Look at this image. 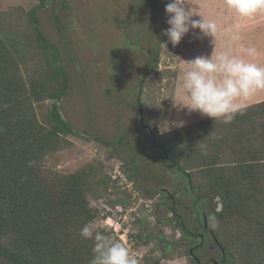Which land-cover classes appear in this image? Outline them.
Segmentation results:
<instances>
[{
  "label": "rangeland",
  "instance_id": "374dc122",
  "mask_svg": "<svg viewBox=\"0 0 264 264\" xmlns=\"http://www.w3.org/2000/svg\"><path fill=\"white\" fill-rule=\"evenodd\" d=\"M38 2L0 0V35L17 49L25 76L33 75L43 64L29 16ZM162 2L47 0L46 7L38 12L41 29L60 47L70 75V88L60 108L76 130L68 136V145L44 158V166L60 174L93 168L94 185L88 198L99 214L94 222L97 228L111 234L112 222L119 221V229H128L131 243L126 246L133 252L138 250L140 264H145L142 254H147L153 244H134L131 234L137 230L143 237L163 231L165 239L170 238L168 228L159 222L167 217V211L153 206L164 195L161 189L168 188L177 204L188 209L194 202L183 179L173 183L177 172L165 163L164 152L154 146L145 126L150 124L159 134H167L209 118L198 111L181 110L176 104L184 97L180 86L184 71L190 67L187 61L210 56L214 50L212 37L196 38L199 29L187 34L177 46L167 37L168 48L163 45L157 67L144 79L140 92L141 79L157 47ZM190 2L194 11L217 24L216 53L243 55L242 48L254 47L258 54L246 58L264 66V12L249 19L229 10L225 0ZM263 100L264 91L246 101V105ZM140 112L146 119L145 126ZM126 169H131L133 179ZM175 183L180 187L176 188ZM114 197L123 202L127 199L128 206H117L120 201ZM200 205L207 210V204ZM131 207L138 212L131 211ZM121 209L126 213L122 215ZM215 257L218 259L219 255ZM176 264L186 263L179 259Z\"/></svg>",
  "mask_w": 264,
  "mask_h": 264
},
{
  "label": "trees",
  "instance_id": "16d2710c",
  "mask_svg": "<svg viewBox=\"0 0 264 264\" xmlns=\"http://www.w3.org/2000/svg\"><path fill=\"white\" fill-rule=\"evenodd\" d=\"M46 1L39 0L29 11L43 61L33 75L23 74L17 49L0 35V264H90L93 256V242L79 234L85 223L99 216L88 198L93 168L60 174L44 166V158L68 145V136L76 133L60 108L70 88L62 51L41 29L38 12ZM169 2H162L157 47L141 79V93L167 41ZM145 127L154 146L164 152L165 163L175 168L173 183L183 179L193 203L207 204L215 234L232 264H261L264 100L246 105L231 123L209 117L167 134H159L150 124ZM130 170L126 172L133 179ZM160 197L153 206L167 203L171 209L168 195ZM115 201H120L117 206L129 204L127 199ZM159 222L174 223L168 217ZM131 238L137 241L133 234ZM148 252L145 260L152 256V250Z\"/></svg>",
  "mask_w": 264,
  "mask_h": 264
},
{
  "label": "clouds",
  "instance_id": "9594fccd",
  "mask_svg": "<svg viewBox=\"0 0 264 264\" xmlns=\"http://www.w3.org/2000/svg\"><path fill=\"white\" fill-rule=\"evenodd\" d=\"M225 3L229 10L242 18L251 19L264 12V0H225ZM193 8L190 0H171L166 4L170 25L165 30L168 42L177 46L187 34L199 29L196 38L212 37L214 50L210 56L201 55L187 61L190 67L184 71L180 86L184 97L179 103L175 102L181 110L198 111L215 121L221 119L224 123H231L237 114L243 112L246 101L264 91V66L246 58L258 54L254 47L242 48L243 55L216 53L217 24ZM194 16L200 19H193ZM168 42H164L166 47ZM32 163L29 161L30 166ZM79 234L84 240L93 242L90 264H140L139 257L128 246L98 230L94 221L85 223Z\"/></svg>",
  "mask_w": 264,
  "mask_h": 264
},
{
  "label": "flooded vegetation",
  "instance_id": "af4514ba",
  "mask_svg": "<svg viewBox=\"0 0 264 264\" xmlns=\"http://www.w3.org/2000/svg\"><path fill=\"white\" fill-rule=\"evenodd\" d=\"M142 123L145 126L143 121ZM160 192L165 194L164 197L168 195L169 200L171 199L169 203L171 209H167V203L159 207H164L165 212L167 211L165 216L173 219L174 223L165 226L170 233V238L167 239L163 231L156 234L146 233L141 237L136 230L134 236L137 243L153 244L148 250H152V256L144 261L145 264H176L179 259H184L186 264H232L226 256L224 246L215 234L208 209L203 210L202 205L194 203L191 204V209H188V206L177 204L175 195L168 188L163 187ZM128 243H131L130 240ZM129 249L132 251L131 247ZM134 253L139 254L138 250ZM215 255H219V258L217 259Z\"/></svg>",
  "mask_w": 264,
  "mask_h": 264
},
{
  "label": "built area",
  "instance_id": "2783aa9c",
  "mask_svg": "<svg viewBox=\"0 0 264 264\" xmlns=\"http://www.w3.org/2000/svg\"><path fill=\"white\" fill-rule=\"evenodd\" d=\"M108 221H105V224L107 226ZM109 225V224H108ZM118 225H120L119 221H117V223H113L111 225H109V229H113L114 231V236H116L117 238H119L125 245H127V243L129 242V233H128V229L125 230V228H118ZM123 229L125 231H123Z\"/></svg>",
  "mask_w": 264,
  "mask_h": 264
},
{
  "label": "water",
  "instance_id": "95a60500",
  "mask_svg": "<svg viewBox=\"0 0 264 264\" xmlns=\"http://www.w3.org/2000/svg\"><path fill=\"white\" fill-rule=\"evenodd\" d=\"M140 113H141V120L143 121V119H142V116H143V115H142V112H140Z\"/></svg>",
  "mask_w": 264,
  "mask_h": 264
},
{
  "label": "crops",
  "instance_id": "0c3cea01",
  "mask_svg": "<svg viewBox=\"0 0 264 264\" xmlns=\"http://www.w3.org/2000/svg\"><path fill=\"white\" fill-rule=\"evenodd\" d=\"M253 104V103H252Z\"/></svg>",
  "mask_w": 264,
  "mask_h": 264
}]
</instances>
